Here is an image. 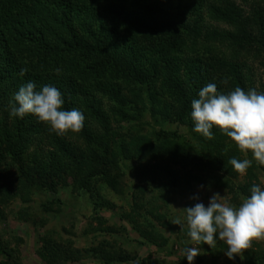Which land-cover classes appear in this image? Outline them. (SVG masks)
Returning a JSON list of instances; mask_svg holds the SVG:
<instances>
[{
  "label": "trees",
  "instance_id": "trees-1",
  "mask_svg": "<svg viewBox=\"0 0 264 264\" xmlns=\"http://www.w3.org/2000/svg\"><path fill=\"white\" fill-rule=\"evenodd\" d=\"M252 2L240 0L249 5L248 12L233 0L175 5L188 12L196 23L191 25L182 22L187 15L172 14L173 0L162 8L151 0H117L114 5L111 0H0V195L5 194L0 196V223L8 220L3 206L20 198L25 208L13 218L34 223L38 233L45 226V216L40 215L66 216L68 209L73 213L64 209L61 198L50 196L61 191L68 199L86 196L91 210L83 216L82 230L94 235L84 246L75 244L72 226L61 224L58 231L38 233L34 251L41 264H75L91 258L98 264L136 260L135 250L128 251L113 239L126 234L122 223L139 234L138 244H152L169 256L170 238L163 231L172 225L167 221L170 201L193 198L195 184L226 190L227 200L236 205L250 196L254 184L264 189L259 179L264 165L251 153L239 152L218 128L213 139L204 138L193 131L192 118L187 119L192 101L199 98L196 88L214 83L219 93L226 94L237 87L238 78L228 79L220 66L199 72L178 66L192 57L193 45L186 38L203 29L205 20L210 22L208 36L210 32L218 41L225 37L244 44L223 29L215 30L224 24L233 33L240 31L251 42L264 44V7L260 0ZM198 36H194L197 42ZM21 69H27L23 76ZM29 81L37 90L56 87L63 110L84 114L82 131L60 136L31 114L10 116L9 101ZM177 123L188 127L208 151L207 158L176 130L166 128ZM233 157L252 160L245 175L228 163ZM211 170L215 174L207 176ZM36 192H41L42 201L33 214L27 208ZM111 196L125 199L128 209L121 206L116 211ZM145 209L151 217L145 216ZM102 212H110V217ZM115 218L120 224L112 221ZM187 232V227L176 230L178 238L191 240ZM14 238L10 248L0 239L4 258L0 264H20L24 239ZM198 247L201 254L193 264L227 250L218 239L215 248L203 243ZM160 257L148 253L138 259L141 264L168 263ZM173 262L188 264L184 256ZM226 264H264V246L253 243L243 259L237 256Z\"/></svg>",
  "mask_w": 264,
  "mask_h": 264
},
{
  "label": "clouds",
  "instance_id": "clouds-1",
  "mask_svg": "<svg viewBox=\"0 0 264 264\" xmlns=\"http://www.w3.org/2000/svg\"><path fill=\"white\" fill-rule=\"evenodd\" d=\"M26 71L21 69L20 75ZM60 71L56 69L57 74ZM198 97L191 103L193 131L211 140V130L216 127L234 142L239 152H250L252 159L264 165V93L236 87L224 94L217 91L216 84L210 83L199 91ZM63 104L62 94L56 87L44 85L37 90L35 83L29 81L9 101V115L23 118L31 114L60 136L81 132L84 114L77 109L63 110ZM228 163L235 172L245 175L252 160L233 157ZM250 193L238 205L214 193L207 207L196 203L183 209V218L172 220V224L181 228L186 226L187 235L197 245L184 249L188 264L201 254L198 246L202 243L215 248L218 239L226 245L225 254L229 259L237 256L243 259L254 240H264V189L254 184Z\"/></svg>",
  "mask_w": 264,
  "mask_h": 264
},
{
  "label": "rangeland",
  "instance_id": "rangeland-1",
  "mask_svg": "<svg viewBox=\"0 0 264 264\" xmlns=\"http://www.w3.org/2000/svg\"><path fill=\"white\" fill-rule=\"evenodd\" d=\"M112 5H114V2L116 3L117 0H111ZM120 2L124 0H119ZM155 2L160 8L162 6H166V1L169 0H151V2ZM171 1V0H170ZM189 0H173V3H170L172 6V14H175L174 12H181L182 16H185L188 14V12L183 8H175V5H178V3H182V5H186ZM236 4H238V7L241 8L244 11H249V5L248 4H242L240 3V0H233ZM255 1L259 0H253L252 4H254ZM160 5H159V4ZM186 3V4H185ZM260 4L264 7V0H260ZM171 6L169 5L170 9ZM190 15H187L185 17V20H183V23L186 24H196L193 20L190 19ZM163 21V19H161ZM165 22H169L167 19L164 20ZM209 21V20H208ZM205 20L203 23V29L201 28L199 31H193L192 34L186 38L189 46L193 45L191 48L193 49L192 52L189 54L185 61H183L181 64L179 63L178 66L184 67V71L189 66L190 70L199 72L203 70L206 66L208 68H216L217 66H220V68L225 69L228 75V79H236L234 77H237V87L242 88L244 91H248L250 89H255L258 93H264V44L258 43V42H251V37L248 39L246 36L243 35L242 32L238 31L236 33L234 32V29H232L229 25H220L215 29L216 31H219L223 29L224 31H227L232 37H236L238 39H242L244 41V44L237 43V42H230L228 39L224 37L220 38L221 41H218L219 39H214V36L206 30V26L210 25V22ZM201 27V26H200ZM198 34L199 39L198 42L194 40V36ZM217 40V41H216ZM255 40H259L257 37H255ZM224 41V42H222ZM261 41V40H259ZM220 58L222 60L220 61ZM232 64V65H231ZM202 76V75H200ZM231 76V77H230ZM196 94L199 93L201 89L196 88ZM226 89H223L222 91H225ZM187 119H191V111L188 112ZM166 128H170L169 130H176L180 136H182L186 141H189L188 143H191L193 146L199 148V152L203 158L208 157V152L204 147L201 145L200 141L192 136V134L189 132V129L187 126L183 124L177 125H166ZM216 127H213L211 130L214 131ZM204 149V150H203ZM250 153V152H249ZM249 153L248 156L250 155ZM245 154V155H247ZM252 157V155H251ZM214 171L211 170L209 172V175H214ZM242 176V175H241ZM130 177V176H129ZM259 179L262 183H264V176L260 173ZM129 182V181H128ZM260 182V183H261ZM196 186H193L192 188V195L191 197H186V201L183 200V198L178 199L176 202L170 201V207H168L167 210V221L172 222V220L176 217L183 218L184 216V208H190L193 207L196 203H203L205 207L208 206V202L211 198V196L214 193L219 194L220 196H224L225 199L228 198V194L226 190L224 189H217L213 185L209 184L208 186H200L198 184H195ZM207 185V184H206ZM69 194V191H68ZM5 195L1 193L0 196ZM78 195V194H73ZM51 197L58 196L64 201V209L70 208L72 209L73 213L71 211L66 210V216L59 215L57 217H54L52 213H47L46 215H40L44 218L45 216V223L44 227L39 228L38 233L40 234L44 230H59V225L64 224L65 226L71 228L73 227L74 231V242L77 246H84L87 243H90L93 239L94 233L87 229L88 233L84 234L83 227L85 226V218L84 215H89L91 210L90 207L87 206V197L82 196L81 198H77L74 200L73 198H67V194L65 191H61L59 194H52ZM81 196V195H79ZM147 196H149L147 194ZM195 197V198H194ZM32 202L30 203L29 207L27 208V211L30 213H37L40 209V203L42 201V194L41 192H36L33 196H31ZM115 205H117L116 211L121 210V206L128 209L127 203L125 199H120L118 197L111 196L110 198ZM153 204V203H151ZM5 209L4 211L7 213L8 220L6 223H0V239L5 242L4 246L12 247V244H14L15 238L14 235L21 236L24 239V245L21 246V249L19 250V260L20 264H41L38 256L36 255L34 248H35V241L37 239L38 233H36V228L34 227V223L30 222H24L14 219V213H17L19 209L25 208V204L21 201L20 198H16L15 200L11 201L9 205L3 206ZM79 207H81V210H79ZM149 207V206H148ZM148 209H145L143 213L146 217H151ZM110 212H102V215L105 217H110ZM73 219V220H70ZM70 221V222H69ZM74 221V222H73ZM113 222L120 224L119 220L117 218L112 219ZM154 221V220H152ZM125 224V225H124ZM127 223H122V226L126 229L125 235H115L113 239H115L118 242V246H122L126 248L128 251L135 250L136 253V260L126 261L124 264H141L138 258L145 257L148 253H151L154 257L161 256L160 258H164L168 261V263L165 264H174L173 261L177 259L178 256H184L183 252L185 248L196 246L191 240H186L185 238H178L176 230H180V225L172 224L171 228L166 229L163 231L165 235H167L170 238L169 245L166 248L167 252L171 251V255L163 256L162 251H158L155 249V247L150 245H142L138 244V238L139 234L137 232L132 231L131 227L129 225H126ZM33 226V227H32ZM38 226V224H37ZM186 227V226H185ZM86 241V244H85ZM253 243H258L264 246V240L259 241H253ZM252 248V247H251ZM250 249V248H249ZM227 251V250H226ZM226 251H224L223 254L220 256H217V258H213L212 256H207L205 260H202L199 262V264H226L230 259L226 256ZM4 260L3 256L0 255V262ZM80 262V261H79ZM76 262L75 264H98L92 258L85 259L82 262ZM194 262V261H193ZM192 262V264H193ZM68 264H74V263H68ZM113 264H122V262L116 261Z\"/></svg>",
  "mask_w": 264,
  "mask_h": 264
}]
</instances>
